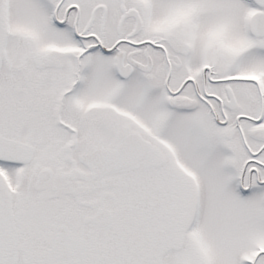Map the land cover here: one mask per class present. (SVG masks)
Listing matches in <instances>:
<instances>
[{
  "label": "snow or ice",
  "instance_id": "6c2138e0",
  "mask_svg": "<svg viewBox=\"0 0 264 264\" xmlns=\"http://www.w3.org/2000/svg\"><path fill=\"white\" fill-rule=\"evenodd\" d=\"M0 264H264V0H0Z\"/></svg>",
  "mask_w": 264,
  "mask_h": 264
}]
</instances>
